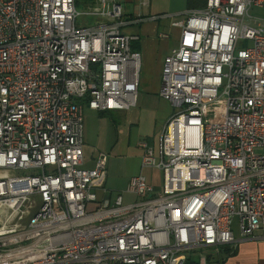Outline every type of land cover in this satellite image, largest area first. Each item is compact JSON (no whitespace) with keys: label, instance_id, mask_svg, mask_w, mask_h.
<instances>
[{"label":"built area","instance_id":"1","mask_svg":"<svg viewBox=\"0 0 264 264\" xmlns=\"http://www.w3.org/2000/svg\"><path fill=\"white\" fill-rule=\"evenodd\" d=\"M81 14L102 20L78 26ZM184 15L159 89L177 110L157 149L139 144L162 187L139 173L137 201L107 204V154L84 166V108L137 104L140 36L125 28L145 18L114 0L83 13L77 0H0V264H185L233 243L235 216L242 237L264 238V0Z\"/></svg>","mask_w":264,"mask_h":264},{"label":"crops","instance_id":"2","mask_svg":"<svg viewBox=\"0 0 264 264\" xmlns=\"http://www.w3.org/2000/svg\"><path fill=\"white\" fill-rule=\"evenodd\" d=\"M85 1L89 5L85 12L98 5V0ZM114 1L123 5L127 17L142 15L145 19L126 28L127 33L140 36L132 43L141 53L137 104L129 109L111 111L84 108V166L94 167L98 153L107 154L106 180L104 186L96 190L100 200L107 204L112 203L120 192L125 203L138 200L136 195L127 191L131 177L136 174L143 173L156 187L144 171L151 167H142L139 144L145 140L157 149L164 124L173 112L171 103L159 96V89L163 58L178 45L180 31L176 33L178 25L174 23L182 22L184 18L176 17L204 6V0H151L148 6H141L139 0ZM233 234L235 241L220 252L221 262L216 264H264V238L260 231L251 238L242 237L239 230L235 232L233 229ZM215 251L210 249L203 254L214 255Z\"/></svg>","mask_w":264,"mask_h":264},{"label":"rangeland","instance_id":"3","mask_svg":"<svg viewBox=\"0 0 264 264\" xmlns=\"http://www.w3.org/2000/svg\"><path fill=\"white\" fill-rule=\"evenodd\" d=\"M92 5V4H91ZM89 5H87V2L85 0H77V9L83 13L86 10H88ZM257 12L258 14H260V10H252V12ZM185 18V15H179L176 17V19H183ZM101 19L99 18V16H95V15H86V14H81L77 17V25L78 26H93L95 25L97 22H99ZM176 33L178 34V31H180V26H178L176 28ZM126 31V28H125ZM141 70H142V66H141ZM141 74V71H140ZM144 74V69L142 71V76ZM173 111H176L177 108L172 106ZM145 174L149 177V179L155 183L156 187L155 190H160L162 187V180H163V173L161 170L157 169V168H146L145 170ZM233 221V229L235 232H237L238 230V225H237V217H233L232 219ZM200 250H202V252L207 253L208 250H210L209 248H197V249H192L187 251V254L190 256H193L195 259L199 258V254H200Z\"/></svg>","mask_w":264,"mask_h":264},{"label":"trees","instance_id":"4","mask_svg":"<svg viewBox=\"0 0 264 264\" xmlns=\"http://www.w3.org/2000/svg\"><path fill=\"white\" fill-rule=\"evenodd\" d=\"M226 248L228 249L227 246H222L220 247L218 250L215 251L214 255H210V253L206 254V264H216V263H220V259H219V255L220 252L223 250H226ZM212 249V248H209ZM202 252V250H200ZM185 264H199V258L195 259L193 256L188 255L185 261Z\"/></svg>","mask_w":264,"mask_h":264}]
</instances>
